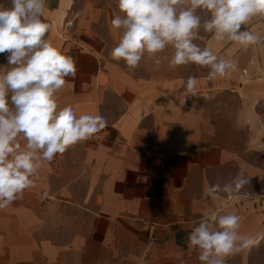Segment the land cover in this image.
Instances as JSON below:
<instances>
[{"label":"crops","instance_id":"obj_1","mask_svg":"<svg viewBox=\"0 0 264 264\" xmlns=\"http://www.w3.org/2000/svg\"><path fill=\"white\" fill-rule=\"evenodd\" d=\"M113 13L122 15L118 0H48L46 38L77 62L57 102L77 118L100 114L108 127L42 161L35 186L0 209V264H201L186 238L217 211L241 216L239 232L254 240L226 264H256L264 234V17L244 26L262 40L247 49L205 33L215 54L238 65L208 79L169 67L171 46L157 54L168 58L158 68L148 53L135 69L114 60L121 33L111 26ZM7 55L0 54L5 68ZM189 75L197 77L194 92L183 88ZM206 90L237 100L235 124L248 132L243 149L211 137L200 105ZM239 171L249 184L232 198L205 195Z\"/></svg>","mask_w":264,"mask_h":264},{"label":"clouds","instance_id":"obj_2","mask_svg":"<svg viewBox=\"0 0 264 264\" xmlns=\"http://www.w3.org/2000/svg\"><path fill=\"white\" fill-rule=\"evenodd\" d=\"M47 3L10 0L11 7L0 4V54H8V66H0V209L35 186L42 161L51 163L69 147L108 127L107 118L100 114L77 118L71 106L60 107L57 102L55 94L66 78L75 80L77 62L46 38L52 31V25L42 19ZM118 9L122 15L113 13L111 26L121 35L110 55L133 69L145 53L158 68L168 58L157 54L171 46L169 67L193 63L208 67L207 78L216 79L238 65L215 54L201 29L211 34V40L236 42L245 49L262 43L259 35L244 26L254 17H264V0H118ZM198 10L210 15L205 18ZM196 84L197 77L189 75L183 88L194 92ZM18 138L26 140L23 147ZM249 179L239 171L227 182L211 184L205 195L231 196L248 185ZM241 219L235 213L216 212L201 219L187 235L189 251H198L201 264H226L227 257L254 243L239 232ZM259 238L264 239V234Z\"/></svg>","mask_w":264,"mask_h":264},{"label":"rangeland","instance_id":"obj_3","mask_svg":"<svg viewBox=\"0 0 264 264\" xmlns=\"http://www.w3.org/2000/svg\"><path fill=\"white\" fill-rule=\"evenodd\" d=\"M0 4L5 7H11L10 0H0ZM205 35V33H201ZM198 44H201L199 41ZM178 74H194L207 76L210 69L193 63L188 65L176 66ZM204 98L201 99L200 105L205 109L207 119L210 121L211 137L225 144L236 146L243 149L248 139V132L245 129L239 128L235 124V109L237 100L232 96L221 91L208 90L204 91ZM261 247L258 249V254L255 256L256 264H264V239L259 241Z\"/></svg>","mask_w":264,"mask_h":264},{"label":"built area","instance_id":"obj_4","mask_svg":"<svg viewBox=\"0 0 264 264\" xmlns=\"http://www.w3.org/2000/svg\"><path fill=\"white\" fill-rule=\"evenodd\" d=\"M77 15H78V13H76L75 17H73V18H71V19H68V20L65 22V24H64V28H68V29L72 28V27L74 26V20H75V18L77 17ZM229 198H232V195L229 196ZM216 213L219 214V211H217Z\"/></svg>","mask_w":264,"mask_h":264}]
</instances>
